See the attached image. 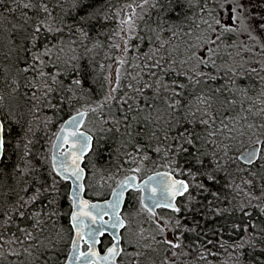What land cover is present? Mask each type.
<instances>
[{
	"label": "snow or ice",
	"instance_id": "1",
	"mask_svg": "<svg viewBox=\"0 0 264 264\" xmlns=\"http://www.w3.org/2000/svg\"><path fill=\"white\" fill-rule=\"evenodd\" d=\"M0 264H264V0H0Z\"/></svg>",
	"mask_w": 264,
	"mask_h": 264
}]
</instances>
